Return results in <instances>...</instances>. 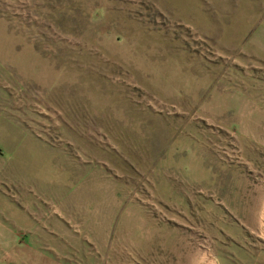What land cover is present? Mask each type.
Masks as SVG:
<instances>
[{
    "label": "rangeland",
    "instance_id": "374dc122",
    "mask_svg": "<svg viewBox=\"0 0 264 264\" xmlns=\"http://www.w3.org/2000/svg\"><path fill=\"white\" fill-rule=\"evenodd\" d=\"M263 214L264 0H0L18 251L264 264Z\"/></svg>",
    "mask_w": 264,
    "mask_h": 264
},
{
    "label": "crops",
    "instance_id": "0c3cea01",
    "mask_svg": "<svg viewBox=\"0 0 264 264\" xmlns=\"http://www.w3.org/2000/svg\"><path fill=\"white\" fill-rule=\"evenodd\" d=\"M18 231V230H17ZM61 233V232H60ZM42 234V233H41ZM49 234V232L47 233ZM58 234V233H53ZM66 236V232L63 233ZM70 234V233H67ZM34 233H30L26 236V240H30L34 238ZM61 238V234L57 235ZM22 240L23 237H21L19 232H9L7 230H1L0 227V264H43V263H37L34 260V256L32 254H23L22 251L17 250V241ZM68 251V253H61V264H92L90 263L91 257H85V263H82L81 261V250L73 249V250H65L64 252ZM19 252H22L19 254ZM70 252V253H69ZM68 256H71L68 257ZM81 256V259H80ZM20 258V259H19ZM94 264H97V262H94Z\"/></svg>",
    "mask_w": 264,
    "mask_h": 264
},
{
    "label": "bare ground",
    "instance_id": "6f19581e",
    "mask_svg": "<svg viewBox=\"0 0 264 264\" xmlns=\"http://www.w3.org/2000/svg\"><path fill=\"white\" fill-rule=\"evenodd\" d=\"M261 222H262V225L264 226V214L261 217Z\"/></svg>",
    "mask_w": 264,
    "mask_h": 264
}]
</instances>
